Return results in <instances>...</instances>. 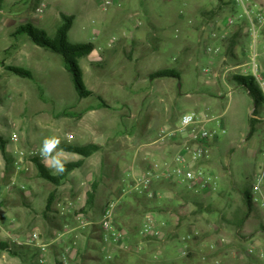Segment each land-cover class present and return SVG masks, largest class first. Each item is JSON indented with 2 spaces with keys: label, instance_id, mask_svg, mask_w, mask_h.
Wrapping results in <instances>:
<instances>
[{
  "label": "rangeland",
  "instance_id": "obj_1",
  "mask_svg": "<svg viewBox=\"0 0 264 264\" xmlns=\"http://www.w3.org/2000/svg\"><path fill=\"white\" fill-rule=\"evenodd\" d=\"M103 1H0V137L9 158L0 151V240L23 254L0 251V264H40L38 242L46 246L45 264H264V185L253 193L264 171V104L257 105L256 132L246 140L256 107L232 80L245 76L251 49L243 8L233 0H111L104 10ZM248 5L251 17L264 15V0ZM61 13L74 17L70 43L94 44L77 61L93 97L77 99L58 55L14 36L31 24L52 38ZM259 30L264 78V22ZM208 47L219 52L207 53ZM164 70L180 78L151 77ZM191 112L219 118L208 124L217 139L198 165L210 186L193 192L162 177L151 184L152 198L138 194L135 177L179 150L180 142L163 139L161 130L174 129ZM52 136L61 144L99 146L60 186L38 177L31 159L42 161V143ZM64 155L70 162L81 158ZM111 201L113 230L106 231L103 213ZM34 232L38 241L30 243Z\"/></svg>",
  "mask_w": 264,
  "mask_h": 264
},
{
  "label": "built area",
  "instance_id": "obj_2",
  "mask_svg": "<svg viewBox=\"0 0 264 264\" xmlns=\"http://www.w3.org/2000/svg\"><path fill=\"white\" fill-rule=\"evenodd\" d=\"M249 0H233L234 5L242 7L245 16L248 18L249 26L247 33L251 38V49L248 55L247 72H242L240 75L250 76L257 83L260 91L264 96V78L261 75V69L258 61L257 45L259 43V26L264 22V15L258 14L255 18L250 15ZM112 4L111 0H104L101 4L105 10ZM233 19L228 21L232 25ZM219 48L208 47L207 53L216 54ZM203 74L210 76V68H204ZM219 118L212 120L194 112L182 114L176 127L174 129L161 130V137L168 138L172 141L180 142L179 150L174 155L172 160L164 162V164H154L153 168L135 177L134 190L138 194H143L147 197H153L154 193L150 190L151 184L154 181L160 180L162 177L173 181L178 186H182L190 191L199 192L208 188L211 184V177L202 166H198L204 160L209 158V145L217 139L216 131L208 129V124L218 122ZM224 133V129L221 128ZM163 168V169H162ZM162 169L163 171L161 172ZM264 185V171L256 176L253 185V193L260 194ZM257 200L256 197H254ZM116 202L111 201L104 209L103 213V228L113 230L112 220ZM150 225H146L144 231L148 232ZM117 238L122 236L121 232L114 233ZM16 239V238H15ZM38 241V234L34 232L30 235L29 242L34 243ZM40 249V264L46 263V246L44 244H37Z\"/></svg>",
  "mask_w": 264,
  "mask_h": 264
},
{
  "label": "trees",
  "instance_id": "obj_3",
  "mask_svg": "<svg viewBox=\"0 0 264 264\" xmlns=\"http://www.w3.org/2000/svg\"><path fill=\"white\" fill-rule=\"evenodd\" d=\"M1 1V0H0ZM1 3H0V11H1ZM221 7V6H218ZM212 13H215L212 12ZM61 25L56 29L54 36L51 38L47 35L44 30H41L31 24H25L24 26L19 27L15 32L14 36H26L30 39V41L37 47H40L46 51H50L56 55H58L64 64L65 69L70 74V78L73 84V88L77 99H85L89 97H93V92L89 91L83 81L82 71L78 66V59L88 56L94 50L93 43H83V44H72L69 42L68 33L72 28L74 17L72 15H66L61 13ZM234 45V40L231 39V46ZM14 46H12L13 48ZM12 73L17 76L23 78L31 79V73L27 70L17 67H8L7 68ZM151 77H172L175 79H179L180 75L174 70H164L160 72H156ZM233 81L242 85L248 92L249 96L254 101L255 109L253 111L252 117L249 119V133L246 136V140H250L254 133L256 132L255 124L257 120L255 119L257 113V105L264 104V96L260 89L256 86L255 81L252 77H244V76H234L232 78ZM98 100L103 103L102 99L98 97ZM6 143L0 137V151L5 160L8 161V156L6 152ZM60 148L64 149L65 152L73 153L81 158L75 162H69L66 164V171L62 174L53 175L52 172L45 167L43 163L37 157L31 158L36 170L38 177L43 180L50 182L54 186H60L67 178L68 174L75 169L81 167L84 158L90 157L92 154L99 150V146L95 144L88 145H73L69 143L60 144ZM96 182L91 184V191L88 192L87 205L90 207L93 204L94 200V191L96 189ZM51 199L49 198L46 210L50 209ZM245 203L247 210L249 211L252 207V196L251 193L245 194ZM101 242V237H100ZM0 251H5L14 256H18L23 258V254L20 251H14L10 248L8 242L0 240ZM36 254V253H35Z\"/></svg>",
  "mask_w": 264,
  "mask_h": 264
},
{
  "label": "clouds",
  "instance_id": "obj_4",
  "mask_svg": "<svg viewBox=\"0 0 264 264\" xmlns=\"http://www.w3.org/2000/svg\"><path fill=\"white\" fill-rule=\"evenodd\" d=\"M61 143L58 136L47 137L40 149L41 162L45 164V167L50 168L53 175L64 173L67 170L66 164L70 162L64 155L65 150L60 148Z\"/></svg>",
  "mask_w": 264,
  "mask_h": 264
},
{
  "label": "water",
  "instance_id": "obj_5",
  "mask_svg": "<svg viewBox=\"0 0 264 264\" xmlns=\"http://www.w3.org/2000/svg\"><path fill=\"white\" fill-rule=\"evenodd\" d=\"M178 87L180 88V84H178Z\"/></svg>",
  "mask_w": 264,
  "mask_h": 264
}]
</instances>
